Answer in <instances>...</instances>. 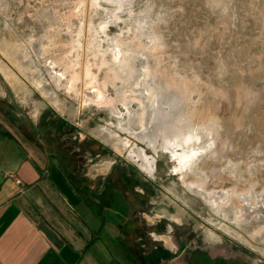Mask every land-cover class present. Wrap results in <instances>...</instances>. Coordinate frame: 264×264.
I'll return each mask as SVG.
<instances>
[{
	"label": "rangeland",
	"instance_id": "obj_1",
	"mask_svg": "<svg viewBox=\"0 0 264 264\" xmlns=\"http://www.w3.org/2000/svg\"><path fill=\"white\" fill-rule=\"evenodd\" d=\"M0 111L152 261L264 264V0H0Z\"/></svg>",
	"mask_w": 264,
	"mask_h": 264
},
{
	"label": "crops",
	"instance_id": "obj_2",
	"mask_svg": "<svg viewBox=\"0 0 264 264\" xmlns=\"http://www.w3.org/2000/svg\"><path fill=\"white\" fill-rule=\"evenodd\" d=\"M72 168L0 111V264H164L134 242L123 218L134 197L127 211L106 189L94 201L91 177L81 182Z\"/></svg>",
	"mask_w": 264,
	"mask_h": 264
},
{
	"label": "bare ground",
	"instance_id": "obj_3",
	"mask_svg": "<svg viewBox=\"0 0 264 264\" xmlns=\"http://www.w3.org/2000/svg\"><path fill=\"white\" fill-rule=\"evenodd\" d=\"M116 40V39H115ZM115 42V41H114ZM112 51L114 54L113 55V58H114V63L116 66H118V61L120 60V57L122 55V52L116 48V46H112ZM98 94V93H97ZM94 102H100V103H108V99L102 94H98L97 96H93V97H90ZM92 103V102H91ZM158 112V111H157ZM157 118V117H156ZM156 120V119H155ZM153 141V140H152ZM129 143V142H128ZM140 149V147H139ZM132 153L134 154V150H132ZM138 158V160H141V164L145 167H151V161L149 159V157L146 155L145 151L143 149H140L139 153L137 154L136 156ZM149 171V170H148ZM150 172V171H149Z\"/></svg>",
	"mask_w": 264,
	"mask_h": 264
},
{
	"label": "built area",
	"instance_id": "obj_4",
	"mask_svg": "<svg viewBox=\"0 0 264 264\" xmlns=\"http://www.w3.org/2000/svg\"><path fill=\"white\" fill-rule=\"evenodd\" d=\"M17 183H22V180L19 178H16Z\"/></svg>",
	"mask_w": 264,
	"mask_h": 264
}]
</instances>
